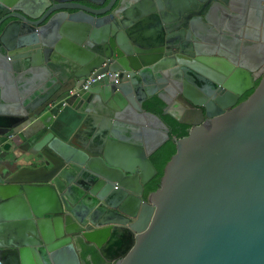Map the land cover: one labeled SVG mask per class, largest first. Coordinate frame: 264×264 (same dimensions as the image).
Here are the masks:
<instances>
[{"label": "water", "instance_id": "obj_1", "mask_svg": "<svg viewBox=\"0 0 264 264\" xmlns=\"http://www.w3.org/2000/svg\"><path fill=\"white\" fill-rule=\"evenodd\" d=\"M178 1L0 0L4 69L69 72L24 109L0 114V137L14 141L0 151L2 264H86L77 241L102 264H264L258 23L245 22L246 34L228 27L241 46L195 47L193 37L204 39L197 24L208 25L215 9H237L233 0ZM247 1L264 10V0ZM106 71L117 75L82 87ZM154 96L189 128L172 137L175 152L144 198L156 175L149 156L169 139V127L143 108ZM96 128L102 142L92 146Z\"/></svg>", "mask_w": 264, "mask_h": 264}, {"label": "crops", "instance_id": "obj_2", "mask_svg": "<svg viewBox=\"0 0 264 264\" xmlns=\"http://www.w3.org/2000/svg\"><path fill=\"white\" fill-rule=\"evenodd\" d=\"M178 0H172L174 7H178ZM262 16V15H261ZM260 16V17H261ZM215 17V18H214ZM210 20L207 21L208 25H201L202 29L213 28L217 19H220V14H215ZM262 19V17H261ZM215 28V27H214ZM255 30L262 34L264 32V24L260 21ZM257 51L248 52V60H255ZM69 76V72L65 67L62 66H53L45 65L35 68V72H25L19 76V74L11 69H4L3 65L0 63V114H8V110H15L16 108L24 109L25 104H28L35 93H37L40 87L48 85H61L66 82V79ZM19 135L24 138L25 135H28L30 132L29 126L21 128ZM101 135L99 134L98 128L90 131L87 142L92 146H98L102 141ZM15 139H18L16 137ZM3 143H11L14 141L6 137H0V151ZM29 146V145H27ZM4 155L9 154L8 152L3 151ZM16 212V211H15ZM7 227L3 224V221L0 222V237H4L6 234ZM76 248L78 250V256L80 261H84L86 264H89L87 258L82 257L83 249L79 241L76 242Z\"/></svg>", "mask_w": 264, "mask_h": 264}, {"label": "trees", "instance_id": "obj_3", "mask_svg": "<svg viewBox=\"0 0 264 264\" xmlns=\"http://www.w3.org/2000/svg\"><path fill=\"white\" fill-rule=\"evenodd\" d=\"M256 84L257 81L255 82V85ZM252 90L253 89H250L243 94L239 101L244 100ZM163 106L164 102L156 96L149 98L143 103V108L146 111L156 114L169 127V139L149 156L151 163L156 169V175L145 185L143 193L144 198H147L148 194L158 187L160 177L163 174L164 165L175 152V143L172 141V137L181 138L186 136L189 128L188 125L177 122L169 114L163 113ZM88 254H92V261L88 260L89 264H102V260L95 249H84L82 257L86 258Z\"/></svg>", "mask_w": 264, "mask_h": 264}, {"label": "flooded vegetation", "instance_id": "obj_4", "mask_svg": "<svg viewBox=\"0 0 264 264\" xmlns=\"http://www.w3.org/2000/svg\"><path fill=\"white\" fill-rule=\"evenodd\" d=\"M232 6L237 9L235 11L237 13H232V12L225 13L222 10H218V9H215L211 12V15L209 16L210 18L214 16L216 13L220 14V19L219 20L217 19V21L215 22L214 25L215 28L213 27V28L202 29L201 25L197 24V27H199L197 35H200L204 39L196 40L193 37V44L195 47L209 45V44L214 45L220 43L221 41L224 42L227 46H231V47H234L235 45L241 46L242 43L241 44L236 43L234 38V33L230 32V30H227L228 27L237 29V28H241L242 26L243 33L246 34L247 32L246 30H244V27H245V22H247L248 20L254 23L255 22L259 23L260 21H262L264 24V10L261 11L262 13L261 14L259 11H257L256 6L250 5L247 0L246 1L233 0ZM260 16L262 17V19ZM253 34L254 33H252V35ZM256 37H258L259 40L258 42L264 43V41H262L264 40V32H262V34L258 32V35ZM86 258L87 260L92 261V257L90 258L87 255Z\"/></svg>", "mask_w": 264, "mask_h": 264}, {"label": "built area", "instance_id": "obj_5", "mask_svg": "<svg viewBox=\"0 0 264 264\" xmlns=\"http://www.w3.org/2000/svg\"><path fill=\"white\" fill-rule=\"evenodd\" d=\"M105 75H112V76L115 77V76L117 75V73H112V72H110V71H106V72L100 73V74H98V75H96V76H92V75H90V76L86 77V79H85V81H84L82 87L85 88V87L88 86L91 82H93V81H95V80H97V79H100L101 77H103V76H105ZM0 264H2V260H1V258H0Z\"/></svg>", "mask_w": 264, "mask_h": 264}]
</instances>
